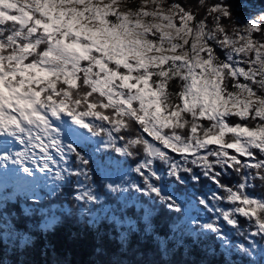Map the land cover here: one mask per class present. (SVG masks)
<instances>
[{"label":"snow or ice","instance_id":"1","mask_svg":"<svg viewBox=\"0 0 264 264\" xmlns=\"http://www.w3.org/2000/svg\"><path fill=\"white\" fill-rule=\"evenodd\" d=\"M138 148V181L119 160L93 159ZM194 168L218 191L197 198L210 219L190 223L229 247L223 222L251 256L250 237L264 241V196L248 191L264 182V12L237 21L208 0L196 11L180 0H0V176L75 177L85 205L100 202L102 176L109 193L183 213L164 176L199 182Z\"/></svg>","mask_w":264,"mask_h":264},{"label":"trees","instance_id":"2","mask_svg":"<svg viewBox=\"0 0 264 264\" xmlns=\"http://www.w3.org/2000/svg\"><path fill=\"white\" fill-rule=\"evenodd\" d=\"M180 2L190 5L194 11L198 7V0ZM208 2L223 3L230 8L237 21L264 12V0ZM203 14L204 10L201 9L200 15ZM119 143L123 144L124 141ZM88 150H93V147ZM137 150L139 154L136 157L126 160L115 153H95L94 158L98 160L103 156L105 161L109 158L120 160L134 168L144 158L142 148L134 149ZM172 155L179 158L175 153ZM156 166L165 172L158 161ZM193 170L200 175L199 182H194L187 174L183 184L166 174L164 176V187L175 198L183 196L182 204L218 191L199 169ZM221 180L231 186L239 181V177L229 170ZM103 184L101 176H98L94 186L102 198L94 205H85L74 199V177L56 186L57 191L53 193L39 185L36 190L24 189L14 202L0 197V264H264L260 261L263 252H258V257L243 253L237 255L220 243L215 235L201 232L198 226L192 225L190 221L193 218L185 211L175 213L159 201L140 195L145 209L141 215L134 203L127 206L118 194L107 192ZM253 184L255 186L248 191L256 196H264V182L256 180ZM37 193H42L43 197L38 199L35 197ZM136 194L134 191L131 195L133 201ZM101 202L107 207L100 209ZM115 207L124 208L129 218L118 220L110 216ZM44 212H54L56 215L49 226L43 225ZM192 212L205 218L200 210ZM115 214L120 218L124 215L117 210ZM241 224L245 226L247 223L242 219ZM223 226L231 228L226 224ZM249 260L254 261L249 263Z\"/></svg>","mask_w":264,"mask_h":264},{"label":"rangeland","instance_id":"3","mask_svg":"<svg viewBox=\"0 0 264 264\" xmlns=\"http://www.w3.org/2000/svg\"><path fill=\"white\" fill-rule=\"evenodd\" d=\"M148 139H151V138H148ZM15 150V149H14ZM17 150V149H16ZM93 150H94V147H93ZM93 159L94 160H96V158H94L93 157ZM108 160H112V159H107V161ZM119 162H120V168H121V170H123V171H125V172H127V174L129 175V176H131V178L133 179V180H137L138 181V177L136 176V174L135 173H132L131 172V169L133 168L132 166H130L129 164H124V163H122L120 160H119ZM11 167V166H10ZM53 171H55V168H53ZM9 173H11V170L8 172V173H5L3 176H0V179H3V178H5V177H7L8 176V174ZM101 178H102V180L104 181V179H103V177L101 176ZM38 181H40L39 183H37ZM38 181H36L35 182V184H33V185H24V187H29V188H24L23 187V185L21 186V188H23V189H25L26 191H32L33 189L34 190H36V187L38 186V185H43V186H45L46 188H47V190H50L49 192L50 193H53V192H55V191H57V187L56 186H58L59 184H63L65 181H55V180H53V179H51V178H43L42 180H38ZM74 181H75V183H76V180H75V177H74ZM104 183H105V181H104ZM95 187V186H94ZM96 188V187H95ZM164 189H165V191L166 192H170V190H168V189H166V187H164ZM134 193V191H132L131 190V192H130V194H128V192H125V193H119L118 194V197L121 199V200H123L122 202L124 203V204H126L127 206L129 205V204H131V203H134L135 204V207L137 208V211L138 212H140L141 213V215L142 214H144V212H145V209H144V206H143V203H142V201H141V199H140V194H136V200L135 201H133L132 199H131V195ZM97 195H99V197H100V200H101V198H102V195H100L99 194V192L97 191ZM35 197H37L38 199L39 198H42L43 197V194L41 193H37L36 195H35ZM176 199L178 200V202H180L181 204H182V201L184 200V198H183V196H176ZM16 200V198H12V200H11V202H14ZM126 200V201H125ZM151 200V199H150ZM183 206H184V208H185V212H186V214H188V215H191L192 216V218L193 219H198V220H200L201 222H206V221H208L209 219H210V217H211V214L210 213H208V212H206V210L203 208V207H201L199 204H198V202L196 201V199H194V198H192V199H190V200H187L186 202H185V204H183ZM107 207V205L104 203V202H101L100 203V205H99V208L100 209H104V208H106ZM225 207H227V205H225ZM116 210L117 211H119L120 213H124V215H123V218H120L119 216H117L116 214H115V212H116ZM123 210H124V208H123ZM123 210H121L120 208H114L113 209V212H111L110 213V216H113V217H115L116 219H118V220H122V219H128L129 218V214H128V212L126 211H123ZM194 210H200L201 212H203V214H205V218H201V217H199V216H197V214H195V213H193L192 211H194ZM105 211V210H104ZM56 218V215H55V213L54 212H44V217H43V225H50L52 222H53V220ZM129 221V220H128ZM221 224H222V222H221ZM124 225V224H123ZM222 227H223V230H224V232H225V234L227 235V237L229 238V241H230V244H231V246H229V248H231L233 251H234V253H237V255H239V254H241L242 252H239L237 249H236V247H235V245L236 244H240V243H244L245 245H247L248 244V241H246V240H244V238L242 237V236H240V235H238L237 233H236V230L235 229H233V228H225L224 226H223V224H222ZM243 228H245V229H248L249 231H253L254 229L253 228H251V226L249 225V224H246L245 226H243ZM13 235H15L14 233H13ZM25 237V236H24ZM259 238V239H258ZM24 239V238H23ZM250 239H254L255 241H256V243L259 245V247H257V249L255 250V252L251 255V256H254V257H258L259 255H258V252H263V254H261V259H260V261L261 262H264V241H261V239H260V237L259 236H257V237H250ZM220 243H222V244H224L221 240H220ZM245 255V254H244ZM254 260H249V263H251V262H253Z\"/></svg>","mask_w":264,"mask_h":264},{"label":"bare ground","instance_id":"4","mask_svg":"<svg viewBox=\"0 0 264 264\" xmlns=\"http://www.w3.org/2000/svg\"><path fill=\"white\" fill-rule=\"evenodd\" d=\"M10 147H12L13 149H19L21 146L18 145V144H14V145H11ZM12 172V171H11ZM3 176V175H2Z\"/></svg>","mask_w":264,"mask_h":264}]
</instances>
